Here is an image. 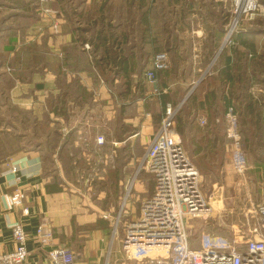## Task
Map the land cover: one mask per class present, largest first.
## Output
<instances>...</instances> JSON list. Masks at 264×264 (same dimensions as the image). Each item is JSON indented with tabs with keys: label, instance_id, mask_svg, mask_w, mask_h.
Listing matches in <instances>:
<instances>
[{
	"label": "crops",
	"instance_id": "1",
	"mask_svg": "<svg viewBox=\"0 0 264 264\" xmlns=\"http://www.w3.org/2000/svg\"><path fill=\"white\" fill-rule=\"evenodd\" d=\"M139 3L54 0L45 6L50 13L43 15L34 0H0V253L13 250L7 224L19 221L27 237L24 264H51L46 255L57 246L66 247L75 264L124 261L122 228L112 236L120 203L111 199L118 196L115 190L123 195L125 186L134 181L122 215L128 219L139 215L140 200L153 193V177L137 173L139 157L158 130L165 105L180 102V90L194 80L197 66L190 52L207 39L198 34L201 23L183 40L177 29L168 31L177 25L176 16L158 18L163 31L158 35L166 40L160 49L166 52L170 70L155 84L147 83L145 74L151 71V57L158 48L148 33L154 19ZM203 21L210 25L209 19ZM183 50L188 51V61L180 60ZM212 90L197 93L187 120L194 155L215 167L220 148L228 152L224 134L221 142L214 140L207 113L218 103L207 98ZM201 117L209 120L210 127L199 126ZM98 135L106 140L102 152L95 146ZM94 152V163L102 161L104 153L114 152L115 160L103 179L87 189L81 175L87 155ZM222 157L217 167L224 169ZM9 161H20L17 188L24 194L26 216L5 211L1 203L3 194L15 190L3 177ZM226 162L232 169L230 156ZM245 172L247 180L264 184L263 160L252 165L247 159ZM105 213L112 218L104 219ZM39 227L49 232V242L41 243Z\"/></svg>",
	"mask_w": 264,
	"mask_h": 264
},
{
	"label": "built area",
	"instance_id": "2",
	"mask_svg": "<svg viewBox=\"0 0 264 264\" xmlns=\"http://www.w3.org/2000/svg\"><path fill=\"white\" fill-rule=\"evenodd\" d=\"M51 1L38 0L44 15L50 13L45 5ZM249 1L247 2L250 3ZM52 27L56 30L57 23H52ZM232 33L233 30H229L228 37ZM84 49L90 50L87 45H84ZM167 61L166 54L162 53L152 59L151 65L154 70H163L167 68ZM207 73L204 72L192 86L196 87L203 81ZM145 79L149 84L156 82L152 71L146 72ZM188 96L180 103L168 102L165 105L159 128L138 161L137 173L142 172L153 177L154 191L140 200L137 217L122 218L127 200L132 197L134 181L124 188L118 215L112 220L113 239L119 228L123 230L120 239L124 258L122 264H264V202L253 208V222L244 217V221L237 226L229 239L208 234L198 248L190 247L191 236L186 230L187 221H206L213 208L204 197L201 176L186 156L175 130L177 115ZM223 120L226 148L231 153V168L237 176L244 177L246 159L238 116L232 107L226 110ZM198 124L202 128L207 127L203 117L198 119ZM105 143L102 135L96 136L95 146L98 152H102ZM95 155L96 152L87 155L90 172L81 175L87 189H92L96 181L103 179L106 167L115 160L114 152L109 155L104 153L102 161L97 160L94 163ZM19 162L9 161L8 169L3 173L7 187L15 190L12 194H3L1 203L5 211H19L26 216L28 210L23 207L24 194L17 188L20 180L17 175ZM103 218L112 217L105 213ZM7 227L11 232L14 248L10 252L0 253V264H24L27 258V237L23 226L15 221L7 224ZM37 236L41 243L49 242L51 237L49 232L43 233L42 227L38 228ZM46 256L51 264H75L74 255L66 247L57 246Z\"/></svg>",
	"mask_w": 264,
	"mask_h": 264
},
{
	"label": "rangeland",
	"instance_id": "3",
	"mask_svg": "<svg viewBox=\"0 0 264 264\" xmlns=\"http://www.w3.org/2000/svg\"><path fill=\"white\" fill-rule=\"evenodd\" d=\"M247 1L248 0H150L149 2L152 4L151 15L154 13L156 18H159V15L156 16L158 13L164 17L171 16L172 18L176 16L177 25H172L168 31H173L174 33L177 29L178 32L182 34L183 40H185L189 34H192L193 29H197L198 25L201 23L198 28V34H204L207 39L204 38V40L200 42L198 50L196 49V51L190 52L192 60L196 61V66L200 59L208 55L209 45L213 43L215 54L209 62H206L202 69V73L194 76L192 83L197 82L204 72H208L205 79L210 77L212 69L215 67L224 49H226L229 54L239 52L241 56H244L243 63L247 67V77L245 78L248 79L250 86L246 83V87L242 88L240 91V96H242L241 99L244 102L245 97L247 102H253L252 109H254L255 113L261 114L262 112L264 113V0H250V3ZM205 18L209 19V26L203 21ZM219 20L223 33L217 44L214 45V41L210 42V39L212 40L216 37V34H214L212 30L219 27ZM229 30H233L231 37L227 35ZM181 54L182 58L180 60L188 61V51L185 52V50H183ZM202 60H204V58ZM7 71L9 72L10 68H8ZM251 74L252 76H250ZM201 82H199L196 87L191 85L185 92L183 96L189 95L187 97L188 101L190 100L191 94L194 93L193 95H195L200 92L199 90L196 91V89ZM225 90L227 91V87ZM41 97L43 96L41 95ZM182 100L180 102H182ZM184 103L177 115L175 130L182 141L186 156L201 176L204 197L213 208L211 215L206 221L190 219L186 223V230L191 236L190 247L196 249L198 245L203 243L209 233L229 239L235 229H237V226L244 221V217L252 223L253 208L257 204L264 202V184L260 185L257 184V182L252 183L247 180V174H245L244 177H239L232 172V169H229V163L226 162L229 158V154L223 149L225 147L220 148L218 156L214 159L215 161L217 160L215 167H213L210 162L207 163V166L200 157L194 155V149L190 138L191 130L190 126H188L190 120H187L189 119V113L185 111ZM235 103L237 104V102ZM236 106L238 107L240 132L246 135L249 146L251 145V148H248V150L243 149L246 158L252 165L256 163V161H264V115L261 117L262 119L259 117L256 121L255 119L254 121L253 119H246L245 116L247 113H243L240 106ZM207 113L211 120L210 124L214 127V140L221 142L224 134V121L220 104L217 103L214 109L209 108ZM180 117L184 124L180 123V126H178L177 120H179ZM208 121L209 120L206 119L207 126L210 127ZM215 122H217V124ZM32 124L33 126L36 125L35 123ZM241 143L243 148V138ZM219 144L222 145V143ZM223 155L225 156L224 169L220 167L222 165L217 167V164L224 161ZM140 158L141 157H139V159ZM227 175L228 177H226ZM256 177L259 178V175L256 174ZM151 181L152 180H149V184H152ZM109 188L110 186L108 189ZM118 191H114L116 196L118 193V196L115 197L113 194V199L111 200L114 201L116 199L115 202L119 201L121 204L122 191H120V194ZM105 205L106 204H104V206Z\"/></svg>",
	"mask_w": 264,
	"mask_h": 264
},
{
	"label": "trees",
	"instance_id": "4",
	"mask_svg": "<svg viewBox=\"0 0 264 264\" xmlns=\"http://www.w3.org/2000/svg\"><path fill=\"white\" fill-rule=\"evenodd\" d=\"M34 1L37 3L38 0H34ZM52 1H54V0H52ZM133 1L140 2L138 7L141 10L143 9V11L145 13H146V11L147 12L149 11V14H150V15L148 14L149 18L154 19L153 20L154 23L152 22V25L150 26L148 33L151 34L150 39L153 41H156L157 48H158L156 55H158L159 53L160 54H162V53L166 54V52H163L162 49H160L161 46L165 45V42H166V40H163V36H160L163 33V31L159 27L161 25L158 24V18L155 17L154 13L151 15V10H148V6L152 7V4H150V2L148 0H132V2ZM144 7L147 8V10L146 9L144 10ZM166 15H167V12H166ZM156 16H158L159 19L164 17V16H161V14H159V13ZM220 25H221V23L219 20V27H217V28L214 27L215 29L211 28V29H214L212 32L214 34H216V37H214V39H212V40L210 39V42L214 41V45L217 44V42L221 38V34L223 33V30L220 27ZM217 29H218V31H217ZM159 31H160V35H158ZM166 44H169V43H166ZM214 54H215V51H214L213 43H212L211 45H209L208 55L206 57H203L204 60H202L203 59L202 58L198 61L196 71H195V75L202 73V69L204 68L206 62L207 61L209 62ZM243 57L244 56H241V54L239 52L229 54V52L226 51V49H224V51L220 55L219 59L217 60L215 67L212 69V74L210 75V77H208L207 79H205L203 82H201L198 85L196 91L199 90L201 92L203 89H205V88L208 89L211 87L213 90L208 94L209 97L207 96V98L210 100H214L215 102H218V103L222 102L224 104V106H223V104H220V108L224 109V107H225V111L221 110V112L223 113V118H224V113L226 112V110L229 107H232L238 116V110H237L238 107L236 106V105H238V106H240V109L243 113L244 112L247 113V115L245 116L246 119H253V121L255 119V121H256L259 117L260 118L263 117L264 113L263 112L261 114L260 113L257 114V112L255 113L254 109H252L253 102H251V101L247 102L246 97H245V102H244L241 99L242 96H240V91L242 90V88L246 87L245 84L247 83L250 86V83H248V79L245 78V77H247L246 76V68L247 67L243 63ZM153 58H154V55H153V57H151V62H152ZM245 58H246V55H245ZM173 61H174V64H176V59ZM169 70H170V68H165L163 70H154L152 67V69H151V71L154 72L156 78H158V76L159 77L166 76V74L168 73L167 71H169ZM250 76H252V74ZM192 81L187 82V84H185L182 87V90H180L182 96L185 94V92L188 90V88H190V86L192 85ZM226 87H227V91L225 90ZM224 90H225V93H224ZM193 94H191L190 100L189 101L186 100V102L184 103L185 111L187 110V112L189 114H190L189 104H191V102L193 100L195 101L196 96H197V94H195V95H193ZM171 96H172V94H171ZM185 97L186 96L181 97V100ZM235 102H237V104ZM173 104H176V103H173ZM180 119L181 118H179V120H177L178 126H180L179 124L181 123ZM238 121H239V116H238ZM239 132H240V128H239ZM240 134H241V136L243 138V142H244L243 149L248 150V148H251V145L249 146L248 138L246 137L245 134L243 135V133H241V132H240ZM224 139H225V136H224ZM7 143L9 146H11L13 144L10 141H7ZM182 146H183V144H182ZM253 148H254V146H253ZM227 152L229 153V156L231 159V153L228 150H227ZM243 153H244V150H243ZM244 156H245V159L247 161L245 153H244ZM85 169H86V172H90V168L87 165H85Z\"/></svg>",
	"mask_w": 264,
	"mask_h": 264
}]
</instances>
